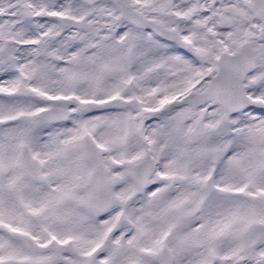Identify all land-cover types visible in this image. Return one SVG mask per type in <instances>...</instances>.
Instances as JSON below:
<instances>
[{
    "label": "snow or ice",
    "instance_id": "snow-or-ice-1",
    "mask_svg": "<svg viewBox=\"0 0 264 264\" xmlns=\"http://www.w3.org/2000/svg\"><path fill=\"white\" fill-rule=\"evenodd\" d=\"M0 264H264V0H0Z\"/></svg>",
    "mask_w": 264,
    "mask_h": 264
}]
</instances>
